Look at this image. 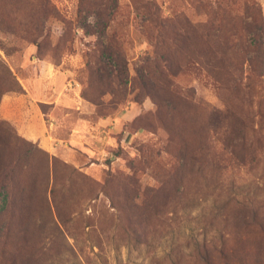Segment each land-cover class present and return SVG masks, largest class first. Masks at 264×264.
<instances>
[{
  "label": "rangeland",
  "instance_id": "374dc122",
  "mask_svg": "<svg viewBox=\"0 0 264 264\" xmlns=\"http://www.w3.org/2000/svg\"><path fill=\"white\" fill-rule=\"evenodd\" d=\"M117 1L112 26L133 77V69L144 66L153 50V33L147 36L142 16L146 0ZM149 1L165 21L186 18L200 30L193 45L184 43L173 52L191 60L177 77L191 99L158 110L150 98L135 102L137 91L129 83L121 102L111 106L105 97L103 112L110 114L98 118L82 96L100 88L88 87L87 56L97 41L106 40L97 33L93 0H50L58 17L40 26L41 0H0L1 61L29 87L32 79H42L38 85L48 84L43 91L49 87L51 92L40 98L53 102L38 103L49 131L43 143L0 128L11 144L0 153L10 157L15 149L20 155L15 156L17 192L9 196L4 187L0 196V243L7 246L0 247V264H203L198 257L203 244L244 249L231 253L225 264H235L233 259L264 264V239L255 234L249 217L238 221L236 208L228 205L238 200L247 206V215L250 208L264 214V72L254 69L264 44V0ZM34 17V30L19 27ZM206 32L209 36H202ZM223 52L233 64L228 71L242 82L239 92L215 83L200 63L205 55L210 61ZM37 56L60 63L53 66L58 70L54 78L45 81L49 74L42 73ZM212 74L223 77L225 71L218 66ZM0 77L6 83L0 92L9 90L2 64ZM223 103L248 119L249 148L243 162L232 158L220 173L209 151L224 150V135L210 133L208 120ZM8 111V105L0 109V118L7 120ZM101 119L108 120L99 125ZM198 155L204 161L196 165L191 157ZM177 158L190 165L178 168ZM11 210L16 217H9ZM223 260L213 259V264Z\"/></svg>",
  "mask_w": 264,
  "mask_h": 264
},
{
  "label": "trees",
  "instance_id": "16d2710c",
  "mask_svg": "<svg viewBox=\"0 0 264 264\" xmlns=\"http://www.w3.org/2000/svg\"><path fill=\"white\" fill-rule=\"evenodd\" d=\"M49 1L50 0H41L43 12H41L39 18L36 19L37 26L44 24V22H47L51 17H58L56 8L50 5ZM117 2V0H93L92 2L94 8L93 14L99 19L97 33L101 37L104 36L106 40L97 41L93 53H90L87 56L86 71L88 75V87L93 84L100 86L99 90H94L91 93L87 90L83 92L82 96L85 100L89 101V104L87 103L89 107L91 105L92 108L94 107V112L97 113L98 111V118L107 117L110 113L103 112V101L105 100V97H110L108 104L111 106L115 103L121 102L125 99L124 97L127 94V86L129 83H131L137 91L134 96L135 102H140L141 97L150 98L157 106L158 110L170 105H172L171 107L173 108L176 105H187L191 96L189 95L188 90L183 88L177 81V77L179 75L180 67L183 64L190 63L191 60L183 59V56L180 55V53L173 54V52H175L176 49H180V46L184 43L193 45L194 39H196L198 35L201 36L199 33L200 30L190 24L186 18H175L173 21H165V19L160 16L159 8H156L152 1L146 0L143 2L142 16L144 17L143 20L147 22V36H151L153 33L151 38L154 41V45L152 52L146 55L145 65L140 68H134V75L131 77L130 69L128 67V54L120 43V38L115 27L112 26V18L114 16L112 12L113 9L117 7ZM35 18L36 17L32 18V20L28 19L24 23H18V25L26 31L34 30L36 25L32 21ZM178 25L181 27L178 28ZM168 29L171 31L170 35L167 34ZM0 30L3 31L4 27L2 28L0 26ZM209 34L210 33L206 32L202 36L207 37ZM221 47L227 48V46L223 45H221ZM171 48L174 49V51H171ZM257 52L259 55L261 54V57H258L259 59L256 64L254 62V69L261 74L262 71L264 72V44L261 45ZM221 55L222 58H216L210 61L207 58V55H205L203 58L206 59V61H200V63L202 62L205 64V67L210 69L208 70L209 76L213 78L215 83L218 85H226V83H228L232 85L235 91L239 92L242 82L240 79L233 76L232 73H230L231 71H228V69L231 70L233 64H230L229 61L226 60L225 53L223 52ZM37 59L48 61L56 66L60 64H54L46 56H37ZM184 60L185 62H183ZM1 64L3 68H5L10 80V83L8 82L10 89L0 92V105L5 95L24 94L26 92L21 82L17 80L15 75H13L10 68L6 66V62L4 60L1 61L0 58V66ZM196 64L199 65V62ZM218 66L225 71V76L221 77L222 75L218 76L212 74L213 69ZM260 76L264 77V74ZM1 83H3V85L6 84L4 83V78L1 80L0 77V86L2 85ZM223 104L224 108L213 109L208 120L210 133H213L214 135L218 134L220 136L224 135L222 139L224 150L220 153L215 150L209 151L210 163L215 169H217L216 171L220 173H223L226 170L230 160L234 159L237 162H243L245 157H243V152H245L247 147L249 148V146H247L248 138L245 136L248 119H243V117L240 118L239 115L233 113V110L229 105L226 103ZM109 109L113 110L114 108L109 106ZM159 120L164 122L161 118ZM0 128H3L4 131H8L9 133L13 130L18 136L26 139L19 135L18 129L9 120L0 118ZM8 144V140H5L0 135V150L3 145L11 146V144ZM214 147L215 145H213V148ZM240 153L242 154L240 155ZM145 154H148V157H151L150 150H147ZM15 156H20L15 149L11 150L10 157L0 153V196L2 188L4 187H6V192L9 196H15V193L17 192L19 177L15 172L18 163ZM177 159L180 161L178 168L190 165V160L188 159ZM191 160L193 163L195 161L196 165H199L204 161V159L201 158V155H198L197 157L193 156L191 157ZM176 169L177 168H174V170ZM7 184H9V186ZM8 189L10 191H8ZM228 205L232 208H236V219L238 221L241 220L244 222V220L249 217L250 224L254 228L253 231L255 234L261 235L264 239V214L260 215L255 208H250L249 215H247V206L245 203L238 200L230 201ZM9 217H16L15 211L11 210L9 212ZM7 234H9V231ZM262 238L260 240H263ZM0 247L5 248L7 246L5 243H0ZM240 250L244 249L239 245L234 247V249L226 251L221 245L217 246L213 244L209 247L203 244V247H201V249L199 247L198 249V257L203 264H213V259H224L223 263L225 264V262L231 260V258H229L231 253L232 256H235ZM0 254L2 258L3 252L0 251ZM226 257H228L229 260H226ZM233 260L235 264H240L237 260Z\"/></svg>",
  "mask_w": 264,
  "mask_h": 264
},
{
  "label": "crops",
  "instance_id": "0c3cea01",
  "mask_svg": "<svg viewBox=\"0 0 264 264\" xmlns=\"http://www.w3.org/2000/svg\"><path fill=\"white\" fill-rule=\"evenodd\" d=\"M37 61L39 62L40 66L42 67V73L47 74V75L49 74L48 76L45 77V81H46V79L52 78V77L54 78L57 75L58 70H56L55 67H53L54 66L53 64H51L45 60H38L37 59ZM41 81H42V79L34 78L30 81V84H32L31 86H33V87H31V86L29 87V85H27V83H26V82H29L28 80H26V79L21 80L20 79V82L23 85L26 92L24 94H8V95H5L2 99L0 109L3 110L4 106L8 105L9 116L6 117L7 120L13 122L15 124L16 128L18 129V131L25 138H27L29 140H39L40 143H43L45 140L44 139L45 133H49V131H48L47 126L45 125L46 123H45L44 118H43L46 114H44V112H42V110H40V108H38V106H40V105H38V103H41V104L45 103L46 104V103H53V102H46L45 100L40 98L42 96L43 92H44V94L47 95V91L49 89V87L48 88L46 87L47 91L46 90L43 91V88H45V86H47L48 84L47 85L44 84V85L39 86L38 84L41 83ZM49 91H50V89H49ZM55 102H58V101H55ZM87 106H88V110L90 109V111H91L92 110L91 107H89V105H87ZM17 107H20V109L18 110ZM36 108H38L40 111L37 110ZM108 119H110V118H108ZM108 119H101L100 121H98V124L101 125L102 124L101 121L105 122ZM42 124H44L42 127V130L36 131L37 127H41ZM74 134H76V132L73 130L71 132V135L73 136Z\"/></svg>",
  "mask_w": 264,
  "mask_h": 264
}]
</instances>
